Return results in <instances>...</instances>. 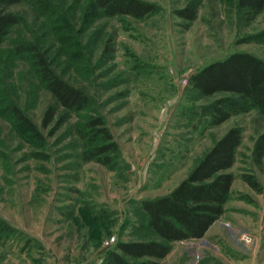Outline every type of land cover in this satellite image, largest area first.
<instances>
[{
	"label": "rangeland",
	"instance_id": "rangeland-1",
	"mask_svg": "<svg viewBox=\"0 0 264 264\" xmlns=\"http://www.w3.org/2000/svg\"><path fill=\"white\" fill-rule=\"evenodd\" d=\"M36 1L0 5L23 21L0 43V221L11 228L0 236V264H100L117 242L151 238L139 202L168 193L236 125L241 140L223 213L202 238L173 242L158 262L264 264V155L260 166L252 158L264 115L250 109L211 125L203 107L229 93L201 96L188 82L234 51L264 59V9L247 21L237 0H146L156 12L134 18L103 16L92 0H40L47 8ZM190 1L197 13L187 21L175 10ZM21 41H39L51 67L86 92L90 106L59 109L44 127L52 97L14 54ZM12 105L41 138L15 120ZM96 117L116 149L90 158L109 143L94 136ZM244 173L256 177L260 193Z\"/></svg>",
	"mask_w": 264,
	"mask_h": 264
},
{
	"label": "trees",
	"instance_id": "trees-1",
	"mask_svg": "<svg viewBox=\"0 0 264 264\" xmlns=\"http://www.w3.org/2000/svg\"><path fill=\"white\" fill-rule=\"evenodd\" d=\"M22 1L24 0H0V5ZM92 4L106 17L128 15L143 18L157 10L154 3L146 0H92ZM34 5L47 8L40 0ZM237 8L241 17L250 21L264 9V0H237ZM196 13V1H190L175 10L178 17L187 21L194 20ZM22 22L18 14L0 10V43L9 34L11 27ZM43 48L39 41H21L13 52L31 64L41 86L52 97L53 102L43 115L42 125L46 127L56 117L59 109H63L65 113L79 112L90 106L91 98L55 72ZM188 82L201 96L217 92L229 93L203 107L211 125H219L230 116L250 109H256L264 115V59L251 52L234 51L221 59L213 60L192 73ZM11 114L32 135L42 137L32 120L17 105H12ZM90 125L95 137L100 135L109 142L97 147L90 158L116 149V143L111 140V134L101 117L91 119ZM240 140L241 128L237 125L230 127L167 194L142 199L139 207L145 227L152 237L117 242L100 264H159L158 261L169 253L173 242L202 238L223 213L224 204L230 196L234 175L227 170L235 161ZM263 155L264 129L255 138L252 150L253 161L258 166L262 164ZM242 179L254 191H262L261 184L253 174L244 173ZM9 231L11 228L0 221V236Z\"/></svg>",
	"mask_w": 264,
	"mask_h": 264
},
{
	"label": "built area",
	"instance_id": "built-area-1",
	"mask_svg": "<svg viewBox=\"0 0 264 264\" xmlns=\"http://www.w3.org/2000/svg\"><path fill=\"white\" fill-rule=\"evenodd\" d=\"M244 239H245L246 241H249L251 238H250V237H247L246 235H244ZM113 240H114V239L111 238V239H110V242L113 241Z\"/></svg>",
	"mask_w": 264,
	"mask_h": 264
},
{
	"label": "crops",
	"instance_id": "crops-1",
	"mask_svg": "<svg viewBox=\"0 0 264 264\" xmlns=\"http://www.w3.org/2000/svg\"><path fill=\"white\" fill-rule=\"evenodd\" d=\"M166 194H167V193H166ZM207 231H208V230H207ZM205 234H206V233H205ZM205 234H204V235H205Z\"/></svg>",
	"mask_w": 264,
	"mask_h": 264
}]
</instances>
